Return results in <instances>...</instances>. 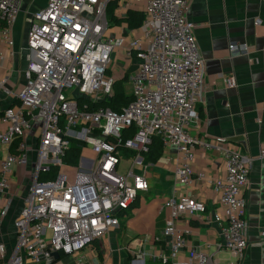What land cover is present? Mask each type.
Returning a JSON list of instances; mask_svg holds the SVG:
<instances>
[{"label": "built area", "instance_id": "built-area-1", "mask_svg": "<svg viewBox=\"0 0 264 264\" xmlns=\"http://www.w3.org/2000/svg\"><path fill=\"white\" fill-rule=\"evenodd\" d=\"M113 1L47 0L26 13L24 84L15 94L14 107L0 114V148L6 150L0 160V232L13 207L10 176L28 158L25 139L37 133L32 135L35 149H30L35 158L32 182L26 195L18 198L14 242L7 250V242L0 240V264H98L86 261L82 253L119 229L122 214L148 192L147 158L155 139L165 151L175 148L174 176L183 187L206 180L205 173L192 169L196 149L220 152L225 175L212 181L219 212L206 217L220 227L219 247L241 258L249 246L245 189L252 160L236 145L212 144L190 133L199 119L205 61L197 49L195 25L188 18L189 0H123L110 18ZM24 2L0 0V43L9 48ZM140 2L143 19L131 29L125 12ZM114 20L125 25L120 44L109 34ZM116 48L122 49L121 59L113 57ZM228 52L233 58L248 54V48L230 44ZM3 57L0 52V60ZM125 62L130 65L125 67ZM133 62L136 66L130 69ZM119 79L130 85V101L114 111L105 104ZM224 82L228 89L237 85L231 76ZM72 142L81 154L92 150L96 158L80 154L71 179L59 168ZM258 157L264 159V142ZM52 168L58 170L54 179H39ZM168 208L162 231L168 255L155 260L175 262L184 251L187 257L179 264H208L202 246L186 244L184 233L176 228L182 215H205V204L179 196L169 201ZM133 256L145 261L142 253Z\"/></svg>", "mask_w": 264, "mask_h": 264}, {"label": "crops", "instance_id": "crops-1", "mask_svg": "<svg viewBox=\"0 0 264 264\" xmlns=\"http://www.w3.org/2000/svg\"><path fill=\"white\" fill-rule=\"evenodd\" d=\"M46 2L47 0H42L35 6L34 0H25L22 10L27 5H33V8L40 5L42 7ZM189 3L188 18L195 25L197 49L205 61L199 119L192 124L190 133L212 144L226 142L236 145L242 156L252 160L245 189V221L249 246L241 258L220 248V227L206 217L209 212H219L212 181L225 175L224 160L220 152L214 148L196 149L192 169L194 173H205L206 180L183 187L176 183L174 176L177 165L175 148L170 147L165 151L161 147V154L154 162L147 159L149 190L146 195L149 192L153 195L146 202L142 200V196L139 197L130 209L137 202L143 201L147 204L161 199L164 203L158 206L156 218L144 222L140 210L133 209L132 216L127 219L124 234L120 235L119 228L93 242L88 246L92 250L89 252L85 249L82 253L86 261L98 264H161L155 258L160 254L168 255V239L162 233L169 212L168 203L179 196H189L205 204L206 214L182 215L176 222V228L184 233L186 244L202 246L208 255V264H264V159L258 157L261 143L264 142V0H189ZM122 5L123 0H115L110 6L119 10ZM142 10L143 2H140L125 13H142ZM124 27L123 23L118 22L109 30V34L116 37L118 44L121 43L120 37L124 36ZM19 30L20 16L11 31L13 47L9 48L0 43V52L4 54L0 60V81L3 83V88L0 89V114L7 107H14L15 94L24 84L27 28L24 38H20ZM230 44L248 48V54L230 57ZM115 55L121 59L122 49L116 48L113 55L116 58ZM125 64L128 66L130 62ZM135 66L136 62H133L130 69ZM229 76L235 78V88L226 87L224 78ZM2 129L3 126L0 125V130ZM25 142L29 149H35L36 141L31 140L30 136ZM5 155V148H0V160ZM18 172L19 170L10 176L13 207L0 232V240L7 242V250L15 239L12 223L19 212V191L21 184L24 185L17 176ZM136 220H139L140 225L136 224ZM111 235L113 238L120 237L119 241H124L123 244H117L116 247L106 244L107 238L112 242ZM119 250L123 252V257L113 261V254ZM133 253H142L145 261H135ZM186 257V253L182 251L175 262L167 264H179ZM65 262L68 263V259Z\"/></svg>", "mask_w": 264, "mask_h": 264}, {"label": "trees", "instance_id": "trees-1", "mask_svg": "<svg viewBox=\"0 0 264 264\" xmlns=\"http://www.w3.org/2000/svg\"><path fill=\"white\" fill-rule=\"evenodd\" d=\"M112 11H113V6H110L108 9V14L110 18ZM142 19H143L142 13H134V12L128 13L127 20H128V25L130 27L139 26ZM114 22L118 23V21L116 20H114ZM123 87H124V81L117 80L114 83L113 96L111 100L105 104L114 111H120L121 108L126 106L130 101V94L125 93V88ZM80 154H81V149L79 148V146H77L76 143L71 144L68 152L66 153L63 159L64 161H67V163L70 162L76 163L78 162ZM160 154H161V144L160 141L156 139L155 142L152 144V147L150 148V153L148 155L149 161L154 162L160 156ZM57 173H58L57 168H52L47 173L42 174L39 177V179L42 181L48 179H54L57 176ZM162 203H164V201H162L161 199H155L153 201L148 202L147 204L141 201L140 203L137 202L133 209H139L140 210L139 213L143 217L144 222H147L146 220H153L156 218L158 213V206Z\"/></svg>", "mask_w": 264, "mask_h": 264}, {"label": "rangeland", "instance_id": "rangeland-1", "mask_svg": "<svg viewBox=\"0 0 264 264\" xmlns=\"http://www.w3.org/2000/svg\"><path fill=\"white\" fill-rule=\"evenodd\" d=\"M42 0H34L35 2V6L37 4H40ZM41 7V5H40ZM39 8V7H37ZM37 8H33V5H27L23 10H22V13L20 14V30H19V33H20V38H24V32H25V29L27 28V25L25 23V18H26V13L29 12V11H33V9H37ZM114 63V59H112V62H111V65ZM127 67V65L125 66ZM120 80V79H119ZM125 88V93L129 94L130 91H131V87L129 84H124V87ZM32 135H36V134H31L30 135V138L31 140H34V138L32 137ZM72 144H75L74 142H72ZM27 153H28V158L27 160L25 161V163H23L19 169V172L17 174L18 178L24 182V185L21 184V187H20V191H19V195L20 197L21 196H25L26 193H27V188L29 187L30 183L32 182V168H33V164H34V151L28 149L27 150ZM81 157H84V158H87V159H90V160H94L96 158V155L94 154V152L92 150H84L83 153L81 154ZM77 166H78V163H67V161H64L63 159V164L61 165V167L59 168L60 172L63 173V174H67L71 179L74 177V170L73 169H77ZM12 170H16L15 169H12ZM153 195L152 192H149L147 195H142V200L144 202H146V200H150L151 196ZM144 196V197H143ZM132 216V210H130L129 212H126L124 214H122V222L120 224V235L122 236L124 234V231L126 230V222H127V219L130 218ZM136 224H139L140 225V222L139 220H136ZM111 237L113 238V235H111ZM142 237V236H141ZM119 238L118 236H116L115 238L112 239V242L110 241L109 242V239L107 238L106 239V244L110 243L113 245V247H116L117 244H120L122 245L123 242H120L119 241ZM108 246V245H107ZM111 246V245H110ZM109 248V246H108ZM86 249H88V251L90 252L92 250V247H87ZM123 257V252L121 250H119L117 253H114L113 254V261H116V258L118 260H120L121 258Z\"/></svg>", "mask_w": 264, "mask_h": 264}, {"label": "water", "instance_id": "water-1", "mask_svg": "<svg viewBox=\"0 0 264 264\" xmlns=\"http://www.w3.org/2000/svg\"><path fill=\"white\" fill-rule=\"evenodd\" d=\"M54 258L57 259L58 255L56 253L53 254Z\"/></svg>", "mask_w": 264, "mask_h": 264}]
</instances>
